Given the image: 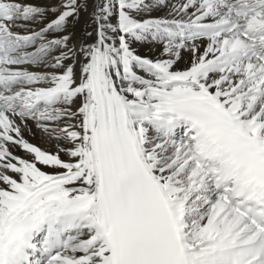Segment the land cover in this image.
Listing matches in <instances>:
<instances>
[{
  "label": "snow or ice",
  "instance_id": "snow-or-ice-1",
  "mask_svg": "<svg viewBox=\"0 0 264 264\" xmlns=\"http://www.w3.org/2000/svg\"><path fill=\"white\" fill-rule=\"evenodd\" d=\"M0 264H264V0H0Z\"/></svg>",
  "mask_w": 264,
  "mask_h": 264
},
{
  "label": "bare ground",
  "instance_id": "bare-ground-1",
  "mask_svg": "<svg viewBox=\"0 0 264 264\" xmlns=\"http://www.w3.org/2000/svg\"><path fill=\"white\" fill-rule=\"evenodd\" d=\"M139 51L141 52V54L143 55H147V56H153L155 55V52L154 50H151L149 48H142V49H139ZM190 59V55L188 53H183V59L182 61L180 62V64L178 65L180 68H183L187 65L188 61ZM25 138L29 139L30 142L34 143V144H40V140H39V137H35L33 138L32 136H30L27 132H25ZM17 155L19 156H23L24 153L22 151H17L16 152Z\"/></svg>",
  "mask_w": 264,
  "mask_h": 264
}]
</instances>
